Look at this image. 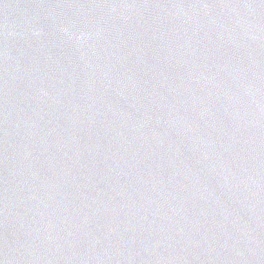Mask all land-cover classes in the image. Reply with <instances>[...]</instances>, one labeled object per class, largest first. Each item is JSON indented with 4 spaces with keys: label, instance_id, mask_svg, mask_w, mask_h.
Here are the masks:
<instances>
[{
    "label": "water",
    "instance_id": "water-1",
    "mask_svg": "<svg viewBox=\"0 0 264 264\" xmlns=\"http://www.w3.org/2000/svg\"><path fill=\"white\" fill-rule=\"evenodd\" d=\"M0 264H264V0H0Z\"/></svg>",
    "mask_w": 264,
    "mask_h": 264
}]
</instances>
